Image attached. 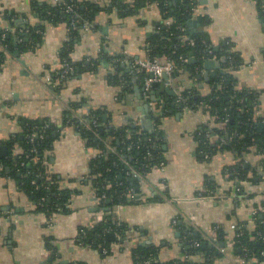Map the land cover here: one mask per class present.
I'll use <instances>...</instances> for the list:
<instances>
[{
  "label": "crops",
  "instance_id": "crops-1",
  "mask_svg": "<svg viewBox=\"0 0 264 264\" xmlns=\"http://www.w3.org/2000/svg\"><path fill=\"white\" fill-rule=\"evenodd\" d=\"M57 1L0 0V24L16 32L15 42L26 25L43 26L35 49L16 50L0 70V148L6 146L0 156L9 150L20 153L17 143L11 148L8 143L24 118L52 122L55 140L48 171L72 190L66 207L47 216L35 210L19 187L18 175H8L9 168L2 171L0 165V264H135L137 245L155 247L160 262L173 264L186 256L191 245L181 225L200 234L212 248V264H247L235 238L244 226L254 232L253 211H260L254 203L264 201V196L244 199L232 192L234 186L249 193L264 190V170L257 164L260 156L251 147L241 161L250 167L258 165L254 181L229 178L227 166L240 161L230 151L217 147L205 158L198 150L201 135L218 145L226 134L223 123L215 122L200 101L210 92L211 82L224 74L225 54L231 51L238 63H229V77L237 88L253 93V120L264 114V12L253 0H191L182 30L185 36L204 34L210 55L200 63L184 56L174 65L166 84L176 92L177 101H173L159 86H145L149 74L133 69L137 60L149 58L152 44L166 38V20L155 3L136 6V0H84L96 4L95 17L70 45L65 22L46 23L30 6ZM18 19L23 25L15 23ZM64 47L70 48L69 56L77 65L55 89L46 84L45 76L57 70ZM207 60L212 61L209 68L204 66ZM159 61L167 63V59ZM92 108L101 110L103 124L111 128L134 124L150 131L157 126L163 136L158 146L163 164L136 171L137 175L129 173L136 188H128L121 202L107 204L96 193L90 173L98 151L64 118L65 111L83 117ZM259 124L256 129L262 131ZM208 185H215L216 197L204 192ZM109 216L116 227L105 236V253L81 242L83 229Z\"/></svg>",
  "mask_w": 264,
  "mask_h": 264
},
{
  "label": "trees",
  "instance_id": "trees-1",
  "mask_svg": "<svg viewBox=\"0 0 264 264\" xmlns=\"http://www.w3.org/2000/svg\"><path fill=\"white\" fill-rule=\"evenodd\" d=\"M261 1V0H258ZM141 3H157L160 11L163 13L164 19L172 20L167 30L166 38L151 46L149 58L166 60L173 65H178L181 57L191 55L198 63L202 62L210 55L206 37L204 34L197 33L192 36H185L179 25L185 26L186 17L189 14L192 1L191 0H136L134 5ZM71 6L72 11H67V7ZM32 12L38 13L44 22H65L69 28V44L74 42V38L80 34L85 23H93L96 4H90L84 0H59L54 4H38L32 2L30 4ZM259 8V7H258ZM263 12V11H262ZM175 21H174V20ZM7 23V22H6ZM11 26V25H10ZM11 27L0 24V70L8 56H12L16 50L27 52L35 49L41 39L43 26L26 25L25 32L17 33L21 37L20 41L15 42V31ZM3 34L4 37L2 36ZM69 47L60 50L59 60L63 59L69 62L72 70L61 78L56 72H51V79L55 84L54 88L58 89L64 83L65 79L70 76L77 62L71 60L69 56ZM225 69L221 78L214 79L210 92L200 101L203 109L214 117L217 123H223L225 136L221 137L227 140L225 143L218 145L211 144L207 135L202 134L199 138L198 150L207 152L209 155L215 153L218 149H224L232 152L239 162L228 165L230 179L253 180L258 179V165L264 170V127L262 131H257L256 125L264 118V114L253 120V93L249 90L237 88L232 77H229V63L236 65L238 63L237 55L234 52H226ZM146 75V73H145ZM185 95V94H183ZM198 105V102L196 103ZM194 104V105H196ZM76 107L75 105H72ZM195 107V106H194ZM227 117V122H223ZM65 121L75 129L85 139L89 147L96 148L98 153L91 160V183L96 193L103 198L107 204L125 200V193L128 188H136V183L131 182V170L143 171L149 166L157 165L162 161L159 144L163 141V136L157 126L152 130H142L136 125H126L122 127H109L103 124L102 113L100 109H90L83 118L96 119V134H94L90 126L78 121L72 116L70 111H65ZM159 122V121H157ZM262 123V122H261ZM264 124V123H263ZM93 127V126H92ZM55 125L36 118H24L20 122V131L10 141L9 147H13L17 143L21 149L18 154H11V150L5 155L0 156V165L6 170L8 175H18L19 187L28 195L33 203L36 211L45 213L50 216L53 211L58 208H65L71 196L72 190L61 186L59 177L48 171L49 153L52 150ZM94 129V127H93ZM32 140L30 136L32 134ZM42 135L43 137H40ZM107 144L111 145V149L107 148ZM35 148V151L32 148ZM251 147H255L260 160L258 165L250 167L244 163L243 154L247 153ZM150 150L151 156L146 157V152ZM127 161V164L123 161ZM214 193L210 197H216L215 185H208ZM231 195L228 191L226 195ZM237 197L250 199L257 195L264 196L262 192L249 193L244 187H239L236 192ZM259 209L264 208V201L254 203ZM115 223L109 216L107 220L96 223L91 228L83 229L86 232L84 243L97 247L99 243H106L105 236L114 228ZM182 226L184 239L198 241L199 245L194 246L190 242L185 250L188 257H181L174 261L173 264H212L214 251L206 244V248H202L203 239L193 229L191 234H186L185 226ZM116 227V226H115ZM235 244L245 255L242 246L247 248V264H252V259H256V264L264 263V211H258L255 216V230L250 232L246 226L242 227L235 238ZM135 264L153 256L151 264H163L159 261L158 250L152 246L137 245L133 248ZM245 255V256H246ZM199 256V259H195ZM79 264V263H78Z\"/></svg>",
  "mask_w": 264,
  "mask_h": 264
},
{
  "label": "built area",
  "instance_id": "built-area-1",
  "mask_svg": "<svg viewBox=\"0 0 264 264\" xmlns=\"http://www.w3.org/2000/svg\"><path fill=\"white\" fill-rule=\"evenodd\" d=\"M256 5L259 7V9L261 11L264 12V0H261V1H258V0H253ZM157 4V3H156ZM67 11H72L73 12V8L69 5L67 7ZM174 20V19H173ZM175 21V20H174ZM172 20H167L165 22L166 26H169L171 24ZM181 29H184V26L182 25H179ZM88 23H85L82 27L83 30H86L88 29ZM5 34H3L2 36L4 37ZM21 40V39H20ZM174 68V65L170 62H167V63H161L160 61H158V59L156 58H146V59H140V60H137L134 64H133V69L136 71V72H141V73H146V74H149V76L147 75L145 77V80H144V84L145 86H150V84L152 82H159L161 81L162 79V74L163 73H167V74H171L172 70ZM72 70V67L70 66L69 62L66 61V60H59V57H58V66H57V70L55 71L61 78H63V76L70 72ZM152 74V75H151ZM45 82L46 84H48L49 86L51 87H54L55 84L53 83L52 79H51V75H47L45 76ZM180 99H182V97L180 96ZM75 117V116H74ZM78 119V121L82 122L83 124L85 125H88L90 126L92 132L94 134H96V119L95 118H83V117H75ZM228 118L225 117L224 118V123L227 122ZM261 122L264 123V118L261 119ZM94 129H93V127ZM33 136H36V134H32L30 136V139L32 140ZM40 137H43L42 135H40ZM227 140H225L224 138L221 139V142L222 143H225ZM108 148L111 149V146H108ZM33 151H35V148L33 147L32 148ZM203 156L205 158H209L210 155L207 153V152H202ZM151 156V151L148 150L146 152V157H150ZM163 162L160 161L159 165H162ZM132 174L134 175H137L138 173H136V171L134 169L131 170ZM239 190V187H235L234 186V190H233V196L236 195V192ZM129 192H130V195L131 197H133V190L129 189ZM207 195H212L214 193V190L212 188H206L205 191H204ZM217 189H215V193H217ZM105 195L103 194L102 195V198H104ZM260 211H264V209H260ZM257 213V210L255 209L253 211V215H255ZM191 231L192 229L190 228H187L186 227V234L190 235L191 234ZM86 238V232H82L81 233V242H83V239ZM189 241L191 242V244H193L194 246H198L199 245V242L198 241H194V240H191L189 239ZM98 249L101 250L102 252H106V248L102 245V243H99L98 244ZM242 250L245 251V255L247 254V248L245 246H242ZM261 254L263 255L264 252H261ZM185 257H188L187 255ZM247 257V255H246ZM153 260V256L149 257L148 259H145V260H142L140 262H138V264H151Z\"/></svg>",
  "mask_w": 264,
  "mask_h": 264
},
{
  "label": "water",
  "instance_id": "water-1",
  "mask_svg": "<svg viewBox=\"0 0 264 264\" xmlns=\"http://www.w3.org/2000/svg\"><path fill=\"white\" fill-rule=\"evenodd\" d=\"M15 23H16V24L23 25V20L18 19V20L15 21ZM24 27H25V26H24ZM191 33H192V32H191ZM189 61H190V62H195V60H194L193 58H191ZM211 65H212V61H210V60H207V61L204 63L205 68H209ZM189 70H192V68H189ZM204 74L207 75L208 73L205 72ZM151 75H152V74H151ZM197 77L200 78L201 75H197ZM168 81H169V74H167V73H163V74H162V79H161V81H159V82H152V87H157V86H159V88H160L161 90H165L169 95L173 96V101H177L176 92H174L173 90H170V89H168V88L166 87V84L168 83ZM179 105H180V107H182V104H179ZM259 127H260V128H263V127H264V124H263V123H260V124H259ZM147 130H148V129H147ZM5 151H6V146H1V148H0V155H3V154L5 153ZM132 180H134V179H132ZM110 237L112 238V234H108V238H109V239H110ZM201 246H202V248H206V243H205V242H202V243H201Z\"/></svg>",
  "mask_w": 264,
  "mask_h": 264
}]
</instances>
